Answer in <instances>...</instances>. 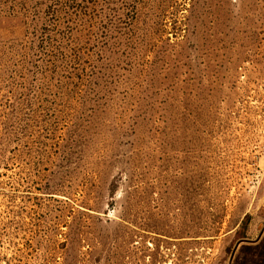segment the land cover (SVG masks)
Returning a JSON list of instances; mask_svg holds the SVG:
<instances>
[{"label":"rangeland","instance_id":"rangeland-1","mask_svg":"<svg viewBox=\"0 0 264 264\" xmlns=\"http://www.w3.org/2000/svg\"><path fill=\"white\" fill-rule=\"evenodd\" d=\"M0 264H264V0H0Z\"/></svg>","mask_w":264,"mask_h":264},{"label":"crops","instance_id":"crops-1","mask_svg":"<svg viewBox=\"0 0 264 264\" xmlns=\"http://www.w3.org/2000/svg\"><path fill=\"white\" fill-rule=\"evenodd\" d=\"M255 244H257V243H255Z\"/></svg>","mask_w":264,"mask_h":264}]
</instances>
